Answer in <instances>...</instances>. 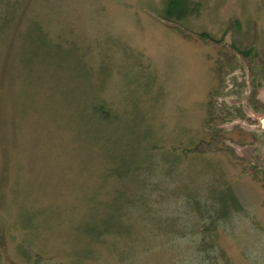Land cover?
I'll use <instances>...</instances> for the list:
<instances>
[{
    "label": "rangeland",
    "instance_id": "rangeland-1",
    "mask_svg": "<svg viewBox=\"0 0 264 264\" xmlns=\"http://www.w3.org/2000/svg\"><path fill=\"white\" fill-rule=\"evenodd\" d=\"M16 1L0 38L1 264H209L208 241L210 264H264V0H195L194 30L159 14L166 0ZM33 17L65 45L37 48L36 92L16 56ZM96 95L117 112L106 126ZM98 142L122 169L151 170L155 142L183 154L154 176L183 202L146 204L134 184V204H113ZM122 211L128 231L103 238Z\"/></svg>",
    "mask_w": 264,
    "mask_h": 264
},
{
    "label": "trees",
    "instance_id": "trees-1",
    "mask_svg": "<svg viewBox=\"0 0 264 264\" xmlns=\"http://www.w3.org/2000/svg\"><path fill=\"white\" fill-rule=\"evenodd\" d=\"M200 9L199 2L195 0H166L164 3L163 8L158 12L159 14L172 22L179 23L182 26L186 27L189 30H194L189 25V19L192 17L193 14H198ZM18 10V1H8L4 2V7L2 11L0 12V38H4L7 33L10 34L12 30V26L14 23H16V13ZM203 35H208L206 32H202ZM16 56L18 58V67L19 70L22 71L24 76V81L26 83V86L29 84L32 86L33 91H37L41 85V78L39 72L37 71V64L36 61H38L37 56L34 57V55L38 52L37 48L41 49V47L45 46H52V47H65V45L61 42L56 40L54 37L50 35V33L45 28V23L40 18H30L27 22L26 28L22 31H19L16 35ZM23 46L25 47L23 49ZM29 47H34L36 51H33L28 61L25 58L26 50ZM25 50V51H24ZM25 53H24V52ZM254 51V48H250L245 51H241L245 55H251ZM24 54H23V53ZM23 54V55H22ZM24 56V57H23ZM25 63H28L27 70L25 72V69L23 66ZM30 63H33L36 65L35 67L33 65L30 66ZM29 73H32L34 76H30ZM36 94V93H35ZM32 99L35 100L34 97H31L28 102H32ZM92 110L93 115H95L100 122H102L106 126V122H110L113 117L117 115V112L109 105L101 96L96 95L92 98ZM25 106V105H24ZM27 109V108H26ZM193 141V140H191ZM194 142V141H193ZM195 144V145H194ZM99 148L100 155H103V153L107 156L111 154L110 160L105 157V168L103 169L102 173V183L100 184L101 189H108V191L105 194H108V198L110 201L113 202V204H117L118 207H121L123 205H131L134 204L138 198L135 196L133 189H131L130 185H138V188H142V191L140 192V196L142 197V202L148 204L150 202H157L160 203L155 195L160 193L161 195L165 196L167 202L169 201H176L178 199H181L183 202V192L178 191H170V188L168 187V183L165 180H156L154 176L156 175V172L158 168H161L160 166L165 163L171 162L170 169L166 172L168 176L175 175L177 173L178 168L181 166V163L183 162V154H180L179 152H176L174 148L171 149H158L159 142H155L153 145H151V153L150 157L151 160L154 161L153 158L157 156V161H154L153 167L150 170L149 166H145L143 164H137L134 166H124L120 167L119 164H116L115 162H118L116 156L113 153H107L105 151V148H103L104 145L102 143L98 142L97 144ZM191 145H194V147L191 148V151H194L193 159L199 156L200 150L199 142L191 143ZM175 147V146H174ZM167 151V156L163 157L162 155H159V153ZM191 160V162H192ZM122 166V165H121ZM162 172V171H158ZM165 177V174L162 173ZM163 177V176H162ZM108 185H111V188H108ZM221 186H227L226 182L223 180L220 182ZM229 186V185H228ZM107 187V188H105ZM202 196L201 193H189V201L190 203L197 204L198 208L197 210H192L193 213L198 217H204V213L201 210V204H202ZM163 202V201H161ZM120 215L117 216L118 218H123V220H119L115 223V226H109L107 230H104L102 235L104 236H113V235H122L123 231L128 230H121V223H124L125 227L128 228V224L126 223V215L124 212H120ZM219 219H223L221 216L217 215L215 218H211L210 224L215 223ZM112 223V222H110ZM127 234V233H126ZM202 236V235H201ZM204 236V235H203ZM204 240L201 238L199 241ZM205 241V240H204ZM202 241V243L204 242ZM198 245V244H197ZM207 247H210V258H209V264L211 259V248L212 244L210 241L207 242ZM206 251V249H204ZM207 256V251L205 252ZM1 259V254H0ZM1 264V261H0Z\"/></svg>",
    "mask_w": 264,
    "mask_h": 264
}]
</instances>
